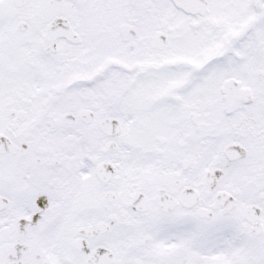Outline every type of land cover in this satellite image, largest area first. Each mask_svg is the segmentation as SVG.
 Segmentation results:
<instances>
[{"label":"snow or ice","instance_id":"1","mask_svg":"<svg viewBox=\"0 0 264 264\" xmlns=\"http://www.w3.org/2000/svg\"><path fill=\"white\" fill-rule=\"evenodd\" d=\"M0 264H264V0H0Z\"/></svg>","mask_w":264,"mask_h":264}]
</instances>
